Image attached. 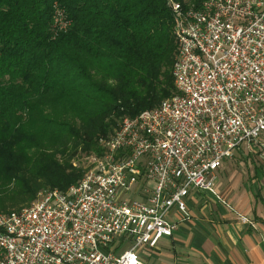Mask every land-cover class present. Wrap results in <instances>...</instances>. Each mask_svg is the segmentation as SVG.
<instances>
[{
  "label": "built area",
  "instance_id": "obj_1",
  "mask_svg": "<svg viewBox=\"0 0 264 264\" xmlns=\"http://www.w3.org/2000/svg\"><path fill=\"white\" fill-rule=\"evenodd\" d=\"M169 3L176 93L123 117L77 183L0 212V264H144L139 249L177 229L172 209L188 216L190 189L225 203L223 162L264 152V0Z\"/></svg>",
  "mask_w": 264,
  "mask_h": 264
},
{
  "label": "trees",
  "instance_id": "obj_2",
  "mask_svg": "<svg viewBox=\"0 0 264 264\" xmlns=\"http://www.w3.org/2000/svg\"><path fill=\"white\" fill-rule=\"evenodd\" d=\"M172 27L169 0H0V211L77 183L81 154L176 93Z\"/></svg>",
  "mask_w": 264,
  "mask_h": 264
},
{
  "label": "crops",
  "instance_id": "obj_3",
  "mask_svg": "<svg viewBox=\"0 0 264 264\" xmlns=\"http://www.w3.org/2000/svg\"><path fill=\"white\" fill-rule=\"evenodd\" d=\"M250 150L262 151L258 146ZM227 161L217 171L216 183V193L226 202L210 192L190 189L188 216L172 209L169 219L177 229L156 247L139 249L144 264H264V166H256L250 181L244 182L231 165L223 168ZM125 195L147 200L145 193ZM240 215H247L254 225L243 223Z\"/></svg>",
  "mask_w": 264,
  "mask_h": 264
},
{
  "label": "rangeland",
  "instance_id": "obj_4",
  "mask_svg": "<svg viewBox=\"0 0 264 264\" xmlns=\"http://www.w3.org/2000/svg\"><path fill=\"white\" fill-rule=\"evenodd\" d=\"M263 139H264V135H263ZM243 149H245L242 151L243 154H241V151L237 152L238 154L241 155L236 154L234 157L229 159L230 161L224 163L223 168L225 169L228 167L227 165H231L233 170L234 169L237 170V172L242 175L245 182L248 178H249L248 180L250 181V179L254 175V169L256 166L259 165L264 166V152L263 151H260L258 153L253 152L252 150H250V148L247 147ZM92 155L93 154H81L79 156V159L77 160L78 165L84 169V173L90 170L94 166V158ZM221 171L222 170L220 169V172ZM0 212H6V211H0Z\"/></svg>",
  "mask_w": 264,
  "mask_h": 264
}]
</instances>
